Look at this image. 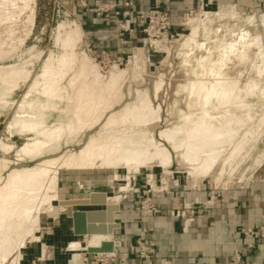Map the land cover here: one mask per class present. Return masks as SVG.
Listing matches in <instances>:
<instances>
[{"label":"rangeland","instance_id":"rangeland-1","mask_svg":"<svg viewBox=\"0 0 264 264\" xmlns=\"http://www.w3.org/2000/svg\"><path fill=\"white\" fill-rule=\"evenodd\" d=\"M168 1H169L168 3L170 4L171 3L170 0H168ZM155 3H157V2L154 1L153 4H155ZM169 4L165 5V9L161 6L160 3L158 4L161 14L150 13V11H152L151 9H153V5L150 6L148 9L143 10V11L149 12L148 13L149 18L147 20H144V22H141V19H140V12L141 11L136 10L135 3L134 4L128 3V5L124 6V4L119 5L118 3H114V2H104V3L99 4L98 6H95L93 8L92 7L83 8L81 6H73V7L69 8V7H66L65 5H63L62 3H60V1H58V0H36V18H35V27L33 30V34L26 41V43L22 46H19L17 48V50L14 51V53L12 52V53L8 54V56H5L4 58L0 59V68H4L5 71H9L12 67H15V66H16V68L21 69L20 73L22 71H24V72H22V74L19 73L15 76L14 75L9 76V78L5 77L6 79L5 78L0 79V92H1V94H0V159L1 160L0 161H4V160L5 161L6 160L7 161L8 160L9 161H15V159L17 160L18 159L17 153L25 143L32 142V140L37 138V137L43 138V136L41 134L37 133V131L34 132L32 130H28L26 127V125L29 122L33 121V119L30 120V118H29L30 115L33 116V114L34 115L36 114L35 116L37 117L36 118L37 121L44 122L45 124L49 125L48 127H50V128H55L56 125L58 126L59 125L58 123H61L60 121L62 120V124L65 125V127L62 124H60V125H62V127L65 129L64 132H67V133H63V135L64 134L65 135L62 136L63 139L60 140L62 146L64 145L66 139L70 140V138H71V139H75V141L77 139H78L77 141L82 139L81 137L83 136V133L75 131L76 130L75 129V127H76L75 122L76 121L74 118H75V114L77 112L75 110V106H74V102H73L72 98H74L76 90L78 89V86L84 81L88 85H90L98 77L99 83L101 81L102 82L103 81L112 82V81H110L111 79H107V80L104 78L100 79L99 76L97 75L98 72H102L104 74L116 73V76H117V74H119L117 76L119 78L115 77L117 80L116 79L114 80V83L117 84V85H115L117 88L115 87L116 89H114V91L112 90V92H113L112 95H115L114 98H116L115 99L116 102L115 101L114 102L117 103L119 108L125 106V104H127V103L133 104L136 101V99L138 97V91H140L141 88H144V91L147 90V87H148L147 84L148 83L146 82V80L145 81L142 80L140 82L141 76L146 73V71H145L146 67H148L150 69V71L153 74H155L156 76H158V77L161 76L163 78L162 79L161 77H159V78H161V80L157 79L159 81V83L162 82V83L166 84V83H168V80L171 81L173 83V88H172L173 91L171 90V91H167L166 94L164 93L165 100L168 98L167 99L168 103L166 105L167 110H165L166 112L164 111V113L162 115V118H163L162 121L165 124V126H169L170 129L173 130V132H174L173 135L174 136L176 135V138H178L176 140H178V141H181L182 138L186 137L188 135V131L191 132L192 129L194 130L197 127V125H198V128H202V127L207 128L204 126L210 125L209 122H211V125H212V126H209V128L211 127L209 136H211L212 134H215L216 131H218V130L222 133V128L224 127V126H222V124L225 123L226 120H223L221 118L225 119V117H227V116H233L232 118L238 117V119L235 118L237 121L234 119L235 122L233 119L228 117L229 119H231V122L233 121L235 128L230 127V125L233 126V123L231 124L230 120L227 118V120H229V122L227 121L225 123V125L228 124V127L226 126V128H223V131H225L226 129L228 130V132H225L226 138L228 137V139L224 138V140H227V144H226V141L225 142L223 141V143L215 142V144L212 147L210 146V144L208 146L206 145L207 147H209V148H206L207 150L210 149V150H212V153L213 152L219 153V156L221 159L218 158L219 163L217 160V162H216L217 164H215L217 166V167L215 166L216 167L215 170L217 172H215V170H214V173H212L210 176H207L204 179L201 176L193 178L191 176H188V174H186V173H169L168 174L165 172V170L161 166H152V167L141 166L137 170L135 168H133L129 172H128L126 167L120 168V170L119 169H117V170L116 169L76 170V171L75 170H59L58 171V174H59L58 175L59 176V178H58V184H59L58 185V191H59L58 192V198L52 202L53 207H54V211L49 214V217H50L52 223L50 225H42L40 227L41 229L39 230V235L42 238L41 239L42 243L46 244L49 247L51 253L60 251L62 248H66L67 243H70L72 241H79L83 246H86L87 241L84 237H82V238H74L73 237L72 232H71L72 222L70 219L65 217L63 214L68 212V209H70V208L72 209V211L92 209V208H81V207L74 208L75 202H77L78 200L89 199L90 194H93V193L106 194L103 197L104 203L107 207H110L113 209L118 208V207L120 209H123V206H127L128 204H130L132 207H134L136 209L135 211H138L140 213V215L142 216L143 214L141 212V206H142V202L144 200H146V198H147L146 194L149 193V195H152L153 198L156 200L157 196L162 195V194H159L158 191L161 188H163L165 186V184H168L169 180H170L169 190L171 193L174 189H178L182 186L192 185L194 182L207 183L208 185H211V193H213V192L219 193L220 191H224L225 189H229L232 186L242 185L244 182L250 180L252 178L251 176L253 175V173L256 170L258 172V167H259L258 164L262 163L264 161V159H261V158H264V72H263L264 71V53H263L264 47H263V49H262V46L260 47V45L264 46V23H262V22H264V0H209V3H208V0H205L204 4L205 5L207 4L208 6H205V8L203 10L201 9L200 1L197 0V3L191 9L185 11L183 13V15L181 16V19L178 21L174 20V17H172L171 12L166 8L167 6H170ZM164 14L167 15L168 20H163ZM225 14H226V16H225ZM86 16H87V18H84ZM219 16H220V18H219ZM221 16H223V18ZM191 19L192 20L195 19L197 22H195V20L193 22ZM205 19H206V21H205ZM250 19H252V20L250 21ZM210 20L213 21V23H210L209 22ZM64 21H66V22L68 21L69 23L70 22L72 23V25H70L71 23L69 24L67 22L68 23V25H67L68 27L66 26L67 31L75 30V29L82 31V33L80 32V34H81L80 39L77 40L78 43L73 48V50L69 49V48L68 49L65 48L64 45L62 44L63 41L58 40V35H57L58 28H59L58 24L60 25L61 22H62V24H64L65 23ZM193 23H194V25H193ZM205 23H206V28H205V25H203ZM207 24L211 27L207 26ZM69 25H70V27H69ZM191 25H192V27L193 26L194 27L191 28L190 27ZM199 25L201 27L203 26L204 29H206L207 31L206 30L203 31V29H201V27ZM76 26H78L79 28L78 27L76 28ZM72 27H73V29H72ZM198 28H200L199 32H196V31H198ZM193 30H195V31H193ZM201 32H203V33H201ZM204 32L206 34H208V32H211V33H209L210 35L207 36L204 34ZM197 33H199V34H197ZM198 35H200V36H198ZM184 36L185 37L187 36L186 39L184 38ZM189 36H191V38H193L192 40H194V41H191V38ZM243 36H245V37H243ZM202 37H204V38H202ZM242 37H243V39L247 37L248 40L246 39V41H245V39H244V41H243ZM252 37L253 38L258 37V41H259V39H262L263 41L260 40L259 42H257L256 38L253 39ZM195 38H197L200 41H198L197 39L195 40ZM251 39H253V40H251ZM56 40H58V42ZM166 40H168V41H166ZM201 40H202V42H201ZM235 40L237 41V43ZM160 41L162 43H160ZM164 41L166 42V44L168 46H165L166 44L165 45L163 44ZM180 41H182V42H180ZM195 41H197L196 45H195ZM222 41H223V43H222ZM240 41H242V43L244 42V45H246V46H248L250 44V46H248L249 48H247L246 46L244 47V45L241 44ZM177 42L180 43V45H178ZM191 42L193 44H191ZM228 42L230 43L229 46H228ZM233 42H234V44H233ZM238 42H239V44H238ZM245 42H246V44H245ZM201 43H203V44L201 45ZM231 43L233 45H231ZM259 43H261V44H259ZM160 44L162 46H160ZM169 44H171V46ZM181 44L183 46H184V44H186V47L188 46L189 49L190 48L191 49L188 50V47L187 48L185 46L183 47V46H181ZM197 44H198V46H204V47H198ZM254 44L255 45L257 44V46H255ZM163 45L166 48L168 47L167 50L170 47V50L166 51L165 50L166 48ZM222 45L224 46V48ZM234 45H235V47H234ZM251 45L255 46V47L254 46L252 47V48H254V50L252 48L250 49ZM258 45H259V47H258ZM221 46H222V48H221ZM240 46H242V47H240ZM179 47H180V49H179ZM181 48L184 52L181 50ZM185 48H186V50H185ZM192 48L193 49L195 48L193 50L194 54L192 53ZM219 48H221V49H219ZM243 48H245V51ZM257 48L260 51V53H263V54H261V57H260V54L259 55L256 54ZM201 49H202V51H201ZM226 49L229 51L231 49H233V51L231 50V53H233V54H231ZM171 50H173V53ZM180 50H181V52H180ZM196 50L198 52H196ZM242 50H243V52L241 53L240 51H242ZM249 51L252 52V54H250ZM63 52H64V54H63ZM186 52H187V55H186ZM216 52L218 53V55H216L217 54ZM65 53L66 54L74 53V54H76L75 60L78 58V60H76V61L74 60V62L71 64L72 67L68 66V68H66V66H65V70L68 72L67 73L68 77L66 76L65 79L63 78L65 81L62 80L61 85H60V81L53 83L50 81L40 80L38 77H39V74L42 72L44 66L50 65V66H52V68H55V69H61L63 67L62 57L64 55H66ZM77 53L81 54V55L79 56ZM174 53L176 56L174 55ZM182 53H184V54H182ZM207 53H209V56L207 55ZM244 53L247 55H245ZM87 54L89 55V57ZM213 54L216 55V57ZM39 55H41V56H39ZM77 55L79 57H77ZM172 55L174 58H171ZM181 55H183V56L185 55L184 56L185 58H183V56H181ZM256 55L258 58L256 57ZM51 56H52V59H50ZM179 56H181V57H179ZM187 56H189L190 58L189 57L187 58ZM218 56L220 58H218ZM227 57H229V59ZM137 58H138V62H136ZM210 58L214 59V60H211ZM238 58L241 60V62ZM249 58H250V60H248ZM255 58L259 59V60H255ZM166 59H167V61H166ZM197 59H199V60H197ZM202 59H204L205 61ZM253 59L255 60V62H253L254 61ZM57 60H58V62H57ZM171 60H173V61H171ZM178 60H179V62H183L184 65L182 63L183 66H181V63H179ZM210 60L213 62H211ZM215 60H217V62ZM78 61H79V63H78ZM176 61L178 62L177 65H176ZM186 61H188V63ZM209 61H210V64H209ZM218 61H220V62H218ZM228 61H230V63L227 65ZM251 61L254 64H252ZM256 62H257V64L259 63L258 64L259 68H256V66L258 67ZM240 63L241 64L243 63L244 65L243 64L241 65ZM250 63H251V65H249ZM164 64H167V65H164ZM218 65L221 66L222 68L221 67L218 68ZM225 65H226V67H224ZM254 65H256V66L254 67ZM260 65H261V67H260ZM21 66H22V68H21ZM166 66H168L169 68ZM134 68H137V69H135V71H134ZM160 68H161V70H159ZM205 68H206V71H205ZM254 68L257 69L258 71L257 70L254 71ZM20 69H18V70H20ZM168 69L171 71H169ZM186 69H188V71H186L187 74L185 72ZM197 69H199V72ZM211 69L213 72L216 71L215 73H219V75L214 74L211 71ZM225 69H227V70L229 69V70L226 71ZM259 69H261V70H259ZM76 70H77V72H76ZM94 70H96L97 72ZM118 70L121 73L122 72L123 73L121 74L120 72H118ZM122 70H124V71H122ZM220 70H221L222 74L220 73ZM136 71H137V73H135ZM174 71H175V73H173ZM225 71H226V73H223ZM27 72H30V73L27 74ZM124 72H125V74H124ZM156 72L158 74L162 73V75H158ZM189 72H190V74H189ZM228 72H230V73H228ZM241 72L243 75L242 74L238 75V73H241ZM83 73H85V74H83ZM73 74L76 75V78H74V86L72 87L70 85V81L72 79ZM93 74H94V76H93ZM137 74H139V75H137ZM167 74H168V77H167ZM204 74L206 75V77H204L205 76ZM224 74H225L224 77L226 79H228V78H230V79L232 78V80L236 79V80H234V83H233V81H230V79H228L229 83L235 84V81L237 83L238 82H240V83L239 84L236 83V85L232 84V86H230L231 88H228L229 84H227V82H228L227 80L225 81V78L223 77ZM27 75H30V76H27ZM120 75H123V77ZM163 75H164V77H163ZM231 75L234 76V78ZM23 76H26L27 78L23 77ZM136 76L139 77L140 79L139 78L137 79ZM213 76H214V78H212ZM217 76H219V77L216 78ZM221 77H222V79H221ZM12 78H13V80H12ZM22 78L23 79L25 78L24 79L25 82H24V80H19ZM93 78H94V80H93ZM166 79H167V81H166ZM177 79L179 81H177ZM189 79L191 81H192V79L193 80L195 79L194 83L189 82L190 81ZM211 79H213V80H211ZM237 79H239V80H237ZM252 79L255 80L257 85L254 82V80L252 81ZM37 80H39L38 82L40 83V85H39V83H37ZM215 80H218L217 82L221 83L220 84V85H222L221 87H224V88H219V89H224V90L219 91V89H217V88L220 87V85H218V84H214L217 86V88H216V86L214 87L215 89L218 90L217 92L215 89L209 90L208 88L203 87L204 82H206V81L207 82H211V81L216 82ZM223 80L225 82H221ZM241 80H243V81L241 82ZM10 82H11V84H9ZM244 82L246 85H244ZM15 83H17V84H15ZM35 83H37V84H35ZM63 83L65 85H63ZM225 83H226V85L224 86ZM181 84H183V85H181ZM192 84L195 87L194 86L191 87ZM240 84H241V87H239ZM254 84L256 85L255 87H254ZM59 85H60V87H58ZM188 85H189V90L187 89ZM196 85H197V87H196ZM141 86H143V87H141ZM243 86H245V87H243ZM246 86H247V88H246ZM190 87H191V89H190ZM225 87H226V90H225ZM50 88H51V90H50ZM145 88H146V90H145ZM203 88H204V90H203ZM254 88H255V90H254ZM34 89H36L35 92H34ZM241 89H243V91H242L243 94L241 93ZM32 90H33V94L30 95V97L33 96L35 98L32 97L33 100L31 98L30 99L32 101L31 102L29 100V97H27L26 95L29 91H32ZM44 90H47V93H49V92H52V93L45 95ZM185 90H187V91H185ZM54 91L56 94H54ZM192 91L194 92V94H192L193 93ZM199 91H200V93H199ZM36 92H38V94ZM66 92H68V93H66ZM115 93H117V94H115ZM176 93H178V94H176ZM68 94H69V97H68ZM216 94H218L219 97L216 96ZM37 95L39 97L41 96V98L39 99V97H36ZM240 95H242L241 96L242 98H239V99H241L240 101H242V104H240L241 102L238 99V97H240ZM126 96H128L127 102L125 99V98H127ZM176 96H178L177 97L178 99L176 98ZM220 96H222V99H220ZM54 97L56 99H54ZM58 97L60 100L58 99ZM47 98H48V100H47ZM211 98H212V100H211ZM51 99L54 103L51 101ZM198 99L199 100L201 99V100L199 101ZM216 99H217V101L220 100V101H218L220 104H218V102H216ZM54 100L57 102H55ZM177 100H178V102H177ZM183 100H185V102ZM210 100L212 101L211 102L212 104H210V105H213V107H211L209 105ZM69 101L73 102V103H70ZM25 102L28 103L27 107L23 106ZM172 102H174V103H172ZM234 102L236 103L237 106L235 105ZM243 102L245 105L243 104ZM177 103H178V106H177ZM184 103H187V105L185 104L187 107L185 105H183ZM195 103H196V105H195ZM202 103H203V105H201ZM230 104H233V105H231L232 106L231 108H230ZM29 105H31V106H29ZM53 105H54V108H53ZM206 105H209V106H207V109L205 108ZM216 105L220 109H218ZM226 105H227V107L229 105L228 110H227ZM241 105H242V107H241ZM59 106H60V108H59ZM67 106H69V108ZM170 106H173V107H170ZM181 106H183V107H181ZM222 106L225 108H223ZM25 108L26 109L29 108V110L27 109V111H26ZM188 108L192 109V111H190V110L188 111L187 110ZM201 108H203V112H202ZM211 108H212V110L214 109V113L216 111H217V113L214 114L213 111L211 110ZM55 109H58V111ZM171 109H172L173 114L171 113ZM184 109H185V112H184ZM225 109L227 110V112ZM50 110L53 112H51ZM67 110L70 112V114H69V112H67ZM74 111H75V114H74ZM181 111H182V113H181ZM204 111L206 112L205 113L206 115H209V112L211 113V115H210L211 117L210 116L209 117H210V120L212 119L213 122L209 121L208 117H207L208 119H206ZM218 111H220V112L218 113ZM224 111H225V113L221 114V112H224ZM167 112H169L170 116H168ZM201 112L203 115L201 114ZM22 113H24V114H22ZM193 113L194 114L197 113V114L194 115ZM183 114H186V115L188 114L189 116H191V115L192 116L190 118V117H188V115L186 116ZM230 114H232V115H230ZM181 115L183 116L182 118H185V120H183L181 118ZM201 115H202V119L205 118L206 121L207 120L209 121V122H207L208 125H207L205 120H204L205 124L203 122H202L203 124L201 123L202 127H200L198 122L197 123L194 122V121H199L201 118ZM220 115H224V116H220ZM63 116L65 118H63ZM184 116H186L187 118ZM25 117L27 119H24ZM167 117H168V119H167L168 121L165 119ZM170 117L173 118L172 122H171ZM179 117L181 118L182 121L179 120L180 119ZM243 117H245L244 119H246V117H247V121L246 120L242 121L241 119H243ZM248 117H249V119H248ZM42 118H44V119H42ZM188 118H190V120ZM186 119H188V121H186ZM197 119H199V120H197ZM213 119H215V120L217 119V121H215ZM219 119H221V120H219ZM72 120L74 121V123L72 122ZM26 121H27V123H26ZM34 121H36V120H34ZM131 121H132V119L131 120L129 119V120H127V122H129V123H127V125H126V123H124L123 125L118 123L116 126L119 128V130L120 129L124 130L125 126L127 127L129 125L124 130L127 132H129L128 131L129 129H132L131 126L133 127L134 131H135V129H136V131H138L137 127H139V129L142 130L141 125L136 126L135 123H133V125H132ZM169 121H170V123H169ZM184 121H185V123H184ZM191 121L193 124L191 123ZM220 121L221 122L225 121V122L221 123ZM18 122H20V123H18ZM68 122H69V124H72L71 126H73V127L75 125L74 129H73V127L71 129L72 131L71 130L68 131V129H67V126L69 125ZM70 122H72V123H70ZM217 122H220V123H217ZM22 123H23V125H22ZM25 123H26V125H25ZM186 123H188V124H186ZM213 123L216 126L218 124H220V125L215 128V127H213ZM52 124H54L55 126ZM171 125H173V127H171ZM178 125H180L181 128H179ZM185 125H187V126L189 125V126L186 128ZM116 126L113 128H110V131H111V129L117 130ZM190 126H192L193 128ZM20 127H21V129H20ZM24 128H26V129H24ZM182 128L183 129L185 128V129L182 130ZM212 128H214L216 131ZM230 128L232 131L230 130ZM133 129H132V131H133ZM143 129H145L144 126H143ZM235 129H237V130H235ZM212 130H213V132L214 131L215 132L213 133ZM70 131H71L72 135L70 134ZM180 132H184L185 134L186 133L187 134L185 135L184 133H180ZM76 133H78V134H76ZM99 133H100V131H99ZM229 133H230V136H228ZM182 134H184V135H182ZM178 135H181V136H178ZM223 135L225 137V134H223ZM72 136H74V137H72ZM75 136H77V137H75ZM180 137H182V138L180 139ZM184 139H186V138H184ZM232 140H234V141L232 142ZM237 142H240V143L237 144ZM235 143L237 145H235ZM3 145L7 146V147H4ZM8 146H10L11 148H9L7 150L6 148H8ZM220 146L223 148H220ZM233 146H235L234 148H236V151L239 150L238 153L236 152L234 154L235 151L232 150V149H234ZM238 146H239V148H238ZM224 150H226V151H224ZM222 152L223 153L225 152V153L222 154ZM231 154H233V156H235L232 158V160L229 157V156H231ZM222 158H225V159H222ZM226 167L228 168V170H225ZM253 169H255V171ZM220 170H222V171H220ZM251 171H252V174H250ZM218 173L220 174L219 178H221L222 180L220 179L218 181V179H219L217 177ZM224 173L226 176H223ZM232 173H233V175H231ZM247 174H250L249 178L246 177ZM230 175H231V177H230ZM127 177H129V180ZM190 177H191V179H190ZM244 177L247 179H244ZM126 180H127V182H126ZM126 185H127V192L125 194V197L123 199H121L118 206H111L108 199L114 197L117 193H119L120 189L122 187H126ZM101 198L102 197L100 195L97 196L98 201H100ZM184 203H190V202L186 201ZM184 203H183V205H184ZM64 208H66V211L65 210L62 211ZM120 212L118 213V212L114 211V220L117 223H119L118 218L120 216ZM182 223H183V221H182ZM114 238H115V235H114ZM87 240H88V237H87ZM52 244H54V245H52ZM26 245L27 246L22 249V252L24 249H28L29 247H32V246L37 247L39 251H41L43 248L41 243H32V244H26ZM71 258H72L71 252L65 254L64 259L66 261H70ZM57 259L60 260L61 258H56V260ZM34 262H35L34 259H31L30 261L26 262L25 264H34Z\"/></svg>","mask_w":264,"mask_h":264},{"label":"bare ground","instance_id":"bare-ground-1","mask_svg":"<svg viewBox=\"0 0 264 264\" xmlns=\"http://www.w3.org/2000/svg\"><path fill=\"white\" fill-rule=\"evenodd\" d=\"M205 14V13H204ZM226 16V14H225ZM224 16V17H225ZM195 17V16H194ZM223 18V16H221ZM35 18H36V0H0V59L4 58L5 56H8V54L10 53H14V51L17 50V48L19 46H22L26 43V41L30 38V36L33 34V30L35 27ZM220 18V16H219ZM221 18V19H222ZM209 19V18H208ZM207 19V20H208ZM192 20V19H191ZM195 20V19H194ZM194 20H192L194 22ZM198 20V19H197ZM213 20V19H212ZM252 19H250L251 21ZM206 21V19H205ZM215 21V20H214ZM221 21V20H220ZM65 23L62 24V22L60 23V25L58 24L59 28H58V40L63 41V45L65 48H69L72 49L76 46V44L78 43L77 40L80 39V32L82 33V31L75 29V30H70L67 31L66 30V26L68 25V23L66 21H64ZM195 22H197L195 20ZM208 22V21H207ZM206 22V23H207ZM210 23H213V21H209ZM71 23V22H70ZM69 23V24H70ZM191 23V22H190ZM189 23V24H190ZM204 23V22H203ZM206 23L203 24L205 25L206 28ZM264 23V22H262ZM188 24V25H189ZM72 25V23L70 24ZM69 25V27H70ZM194 25V23H193ZM196 25V24H195ZM198 25V24H197ZM200 26V25H199ZM207 26H209L207 24ZM68 27V26H67ZM78 26H76L77 28ZM191 28L192 25L190 26ZM198 27V26H197ZM201 27V26H200ZM203 27V26H202ZM201 29H204V27ZM211 27V26H209ZM79 28V27H78ZM68 29V28H67ZM73 29V27H72ZM81 29V28H80ZM198 31L196 32H199ZM209 29V28H208ZM195 31V30H193ZM201 31V30H200ZM207 31V30H206ZM205 31V32H206ZM195 32V33H196ZM204 32L205 35L209 36L211 32H208V34H206ZM203 33V32H201ZM199 34V33H197ZM245 34V33H244ZM194 35V34H193ZM204 35V36H205ZM197 36V35H196ZM200 36V35H198ZM203 36V35H202ZM246 36V35H245ZM243 36V37H245ZM250 36V35H249ZM187 37V36H186ZM186 37L184 36V38L186 39ZM191 38V36H189ZM241 37V36H240ZM239 37V38H240ZM242 37V39H243ZM260 37V36H259ZM204 38V37H202ZM201 38V39H202ZM207 38V37H206ZM251 38V37H250ZM253 38V37H252ZM257 42H259L262 39H259L258 41V37H255ZM253 38V39H255ZM57 39V38H56ZM193 38H191V41ZM197 38H195L196 40ZM245 41L247 39L244 38ZM243 39V41H244ZM251 39V40H253ZM58 40H56L58 42ZM164 40V39H163ZM181 40V39H180ZM198 40V39H197ZM205 40V39H204ZM207 40V39H206ZM248 40V39H247ZM168 41V40H166ZM179 41V40H178ZM190 41V40H189ZM200 41V40H198ZM208 41V40H207ZM234 41V40H233ZM236 41V40H235ZM239 41V40H238ZM263 41V40H262ZM182 42V41H180ZM184 42V41H183ZM202 42V40H201ZM231 42V41H230ZM241 44L244 45V42L242 43V41H240ZM251 42V41H250ZM159 43V42H158ZM160 43H162L160 41ZM178 43V42H177ZM188 43V42H187ZM197 41H195V45H196ZM205 43V42H204ZM223 43V41H222ZM237 43V41H236ZM249 43V42H248ZM252 43V42H251ZM57 44V43H56ZM80 44V43H79ZM157 44V43H156ZM163 44L165 45L166 42L164 41ZM191 44H193L191 42ZM199 44V43H198ZM197 44V46H198ZM203 43H201L202 45ZM208 44V43H207ZM206 44V45H207ZM229 42H228V46H229ZM234 44V42H233ZM231 43V45H233ZM239 44V42H238ZM246 44V42H245ZM261 44V43H259ZM159 45V44H158ZM157 45V46H158ZM163 45V46H164ZM171 46V44H169ZM174 45V44H173ZM178 45H180V43H178ZM190 45V44H189ZM205 45V44H204ZM255 45V44H254ZM251 45L250 49L254 46ZM79 46V45H78ZM160 46H162L160 44ZM165 46H168L167 44ZM164 46V47H165ZM177 46V45H176ZM181 46H183L181 44ZM180 46V47H181ZM184 46L186 47V44H184ZM183 46V47H184ZM196 46V47H197ZM223 46V45H222ZM221 46V48H222ZM226 46V45H225ZM246 45H244L245 47ZM250 46V44L248 45ZM248 46H246L247 48H249ZM257 46V44L255 45ZM254 46V47H255ZM262 46L263 49V45H260V47ZM179 47V49H180ZM188 47V46H187ZM186 47V48H187ZM194 47V46H193ZM198 47H204V46H198ZM208 47V46H207ZM220 47V46H219ZM235 47V45H234ZM233 47V48H234ZM238 47V46H237ZM242 47V46H240ZM239 47V48H240ZM259 47V45H258ZM63 48V47H62ZM166 48V47H165ZM164 48V49H165ZM168 48V47H167ZM167 48L165 49L166 51ZM177 48V47H176ZM185 48V50H186ZM219 48V49H221ZM224 48V46H223ZM231 48V47H230ZM64 49V48H63ZM158 49V48H157ZM160 49V48H159ZM174 49V48H173ZM178 49V48H177ZM191 49V48H190ZM188 47V50H190ZM195 49V48H194ZM192 48V53L193 50ZM209 49V48H208ZM229 49V48H228ZM245 51V48H243ZM249 49V50H250ZM254 50V48H252ZM71 50V51H72ZM175 50V49H174ZM182 50V48H181ZM180 50V52H181ZM207 50V49H206ZM211 50V49H210ZM225 50V49H224ZM223 50V51H224ZM227 50V49H226ZM233 51V49H231ZM231 50H227L231 53ZM238 50V49H237ZM247 50V49H246ZM257 53L256 54H261L260 51L258 50V48L256 49ZM173 53V50H171ZM176 51V50H175ZM183 51V50H182ZM202 51V49H201ZM200 51V52H201ZM221 51V50H220ZM251 51V50H250ZM249 51V52H250ZM262 51V50H261ZM78 52V51H77ZM85 52V51H84ZM178 52V51H177ZM184 52V51H183ZM189 52V51H188ZM195 52V51H194ZM196 52H198L196 50ZM209 52V51H208ZM219 52V51H218ZM236 52V51H235ZM241 53L243 52L240 51ZM247 52V51H246ZM256 52V51H255ZM62 53V52H61ZM79 53V52H78ZM77 53V54H78ZM87 53V52H86ZM171 53V54H172ZM217 53V52H216ZM220 53V52H219ZM223 53V52H222ZM239 53V52H238ZM64 54V52H63ZM62 54V55H63ZM66 54V53H65ZM84 54V53H83ZM184 54V53H182ZM194 54V53H193ZM227 54V53H226ZM225 54V55H226ZM233 54V53H231ZM245 54V53H244ZM250 54H252V52H250ZM79 56L81 54H78ZM77 55V57H79ZM85 55V54H84ZM88 55V54H87ZM175 55V53H174ZM187 55V52H186ZM207 55L209 56V53H207ZM214 55V54H213ZM218 55V53L216 54ZM216 55H214L216 57ZM240 55V54H239ZM247 55V54H245ZM244 55V56H245ZM41 56V55H39ZM138 56V55H137ZM176 56V55H175ZM183 56V55H181ZM179 56V57H181ZM185 56V55H184ZM183 56V58H185ZM222 56V55H221ZM228 56V55H227ZM249 56V55H248ZM247 56V57H248ZM255 56V55H254ZM49 57V56H48ZM57 57V56H56ZM76 57V54L74 53H70V54H66L62 57V63H63V67L61 69H55L52 68V66L50 65H46L44 66L42 72L39 74V79L43 80V81H50V82H57L60 81V85H61V81L65 79V77L68 75L67 71L65 70V66L66 68L72 67L71 64L74 62ZM89 57V55H88ZM169 57V56H168ZM167 57V58H168ZM189 56H187L188 58ZM195 57V56H194ZM206 57V56H205ZM234 57V56H233ZM246 57V56H245ZM244 57V58H245ZM257 57V55H256ZM60 58V57H59ZM58 58V59H59ZM170 58V57H169ZM171 58H174L173 55ZM190 58V57H189ZM193 58V57H192ZM191 58V59H192ZM198 58V57H197ZM202 58V57H201ZM213 58V57H212ZM218 58H220L218 56ZM229 59V57H227ZM232 58V57H231ZM254 58V57H253ZM258 58V57H257ZM8 59V58H7ZM6 59V60H7ZM48 59V58H47ZM52 59V56L51 58ZM194 59V58H193ZM200 59V58H199ZM197 59V60H199ZM211 59V58H210ZM227 59V60H228ZM239 59V58H238ZM78 60V58L76 59ZM75 60V61H76ZM175 60V59H174ZM182 60V59H181ZM187 60V59H186ZM189 60V59H188ZM204 60V59H202ZM208 60V59H207ZM214 60V59H211ZM210 60V61H211ZM218 60V59H217ZM217 60H215L217 62ZM225 60V59H224ZM240 60V59H239ZM244 60V59H243ZM250 60V58L248 59ZM254 60V59H253ZM252 60V61H253ZM255 60H259L256 59ZM255 60L253 62H255ZM261 60V59H260ZM53 61V60H52ZM167 61V59H166ZM173 61V60H171ZM170 61V62H171ZM190 61V60H189ZM205 61V60H204ZM209 61V64H210ZM251 61V62H252ZM58 62V60H57ZM85 62V61H84ZM138 62V58L137 61ZM148 62V61H147ZM179 62V60H178ZM176 61V65L178 63ZM188 63V61H186ZM198 62V61H197ZM201 62V61H200ZM208 62V61H207ZM213 62V61H211ZM220 62V61H218ZM222 62V61H221ZM241 62V60H240ZM252 62V64H254ZM50 63V62H49ZM79 63V61H78ZM163 63V62H162ZM167 63V62H166ZM181 63V66L184 65L183 62H179ZM183 63V65H182ZM202 63V62H201ZM215 63V62H214ZM225 63V62H224ZM230 63V61L227 62V65ZM245 63V62H244ZM53 64V63H52ZM174 64V63H173ZM172 64V65H173ZM223 64V63H222ZM226 64V63H225ZM241 64V63H240ZM243 64V63H242ZM241 64V65H242ZM257 64V62H256ZM259 64V63H258ZM257 64V65H258ZM95 65V64H94ZM167 65V64H164ZM199 65V64H198ZM201 65V64H200ZM215 65V64H214ZM244 65V64H243ZM251 65V63L249 64ZM15 66V65H14ZM87 66V65H86ZM92 66V65H91ZM136 66V65H135ZM148 66V65H147ZM163 66V65H162ZM186 66V65H185ZM189 66V65H188ZM192 66V65H191ZM203 66V65H202ZM211 66V65H210ZM256 65H254L255 67ZM80 67V66H79ZM168 67V66H166ZM172 67V66H171ZM200 67V66H199ZM209 67V66H208ZM207 67V68H208ZM212 67V66H211ZM210 67V68H211ZM214 67V66H213ZM221 67L218 65V68ZM226 67V65L224 66ZM261 67V65H260ZM7 68V67H6ZM22 68V66H21ZM76 68V67H75ZM117 68V67H116ZM138 68V67H137ZM134 68V71L135 69ZM162 68V67H161ZM161 68L159 70H161ZM169 68V67H168ZM177 68V67H176ZM222 68V67H221ZM234 68V67H233ZM256 68H259L256 66ZM20 68H16L12 67L9 71H5L4 68H0V79H4L5 77L9 78V76H15L17 74L20 73L21 69L18 70ZM94 69V68H93ZM98 69V68H97ZM114 69V68H113ZM178 69V68H177ZM192 69V68H191ZM253 69V68H252ZM74 70V69H73ZM169 70V69H168ZM180 70V69H179ZM196 70V69H195ZM199 72V69H197ZM215 70V69H214ZM222 70V69H221ZM220 70V73H221ZM226 71H228L227 69H225ZM233 70V69H232ZM257 70L254 68V71ZM261 70V69H259ZM26 71V70H25ZM80 71V70H79ZM86 71V70H85ZM96 71V70H94ZM93 71V72H94ZM124 71V70H122ZM126 71V70H125ZM146 73L144 75H140L141 79L139 77H137V79H140V82L142 80H146V82L148 83V87L147 90L145 88L146 91H144V88H141L140 91H138V97L136 99V101L133 104L127 103L125 104V106L119 108V106L117 105V103H115V95H112L114 91V89H116L117 87L115 85H117L116 83H114V80L116 79L115 77H117L119 74L116 73H109V74H104L102 72H98V76L100 79L104 78V79H111L110 81L112 82H106V81H101L100 83L98 82L99 79L98 77L94 80V82L90 85H88L85 81L82 82L79 86L78 89L76 90L75 96L73 99L74 102V106H75V110H76V114H75V131L76 132H82L83 136L81 137L82 139H80L79 141H75V139H66L64 145H61L60 140H62V136L63 133H67L64 132V128L62 127V120L60 121L61 123H58L59 125L55 128H50L48 127L49 125L45 124L44 122L41 121H37V117L33 114L30 115V120L33 119V121L29 122L27 125V121L25 123L26 127L28 130H32L34 132L37 131V133L41 134L43 136V138H35L33 139L32 137V142H27L25 143L20 150L18 151V159L15 161H0V264H21V261L24 259V256H22L21 254V249L23 247L26 246V244L29 243H34L37 241H40L41 236L39 235V230L41 229L40 227L42 225H50L52 223L49 214L51 212L54 211V207L52 202L55 201L58 198V178H59V174L58 171L59 170H105V169H119L126 167L128 172L135 168L136 170L138 168H140L141 166H146V167H152V166H161L166 173H186L188 174V176H191L193 178H196L198 176H201L203 179L206 178L207 176H210L212 173H214V170L216 169V165L217 164V160L218 158H220L219 153L213 152L212 150H207L206 148L209 144L212 147L215 142H219V143H223V141H226L227 144V140H224V138H226V133L228 132V130L223 131V128H226V126L228 127V124L225 125V123L230 120V123L232 124L233 121L231 122V119H235L232 118L233 116H227L224 118H221L223 120H226L221 122L223 123L222 126H224L222 128V133L219 131H216L214 128L216 133L215 134H210L211 136H209L210 133V128L209 126L211 125L212 119L210 120V115H211V111L209 112V115H206L205 111V117L206 119H208L206 121L205 118L202 119V112H203V108L202 112H201V118L199 121H194V122H198V124L201 126V123L204 122V120L207 122H209L210 125L208 126H204L207 128H198L197 127L191 132L188 131V135L184 138L180 137L181 141H178L176 139V135L174 136V132L173 130L170 129L169 126H165V124L162 121V115L164 113L165 110H167L166 105L168 103V98L165 100L164 97V93L166 94L167 91H171L173 88V83L171 81L168 80V83L164 84V83H159V81L157 79H160L158 76H156L155 74H153L150 69L148 67H146ZM171 71V70H169ZM178 71V70H177ZM176 71V72H177ZM188 71V69L185 70V72ZM206 71V68H205ZM212 71V69H211ZM210 71V72H211ZM224 71V70H223ZM223 72V73H226ZM253 71V72H254ZM258 71V70H257ZM24 72V71H22ZM22 72L20 74H22ZM77 72V70H76ZM97 72V71H96ZM115 72V71H114ZM118 72H120L118 70ZM158 72V71H157ZM156 72V73H157ZM195 72V71H194ZM213 72V71H212ZM216 71H214V74H218L219 73H215ZM264 72V71H263ZM30 72H27V74ZM95 73V72H94ZM121 73V72H120ZM123 73V72H122ZM121 73V74H122ZM137 73V71L135 72ZM139 73V72H138ZM164 73V72H163ZM175 73V71L173 72ZM196 73V72H195ZM194 73V74H195ZM203 73V72H202ZM230 73V72H228ZM259 73V72H258ZM25 74V73H24ZM85 74V73H83ZM88 74V73H87ZM125 74V72H124ZM158 74V73H157ZM187 74V72H186ZM190 74V72H189ZM200 74V73H199ZM222 74V73H221ZM242 74L238 73V75ZM70 75V74H69ZM139 75V74H137ZM158 75H162V73L158 74ZM181 75V74H180ZM183 75V74H182ZM205 75V74H204ZM203 75V76H204ZM243 75V74H242ZM256 75V74H255ZM258 75V74H257ZM30 76V75H27ZM94 76V74H93ZM123 77V75H120ZM166 76V75H165ZM172 76V75H171ZM187 76V75H186ZM211 76V75H210ZM215 76V75H214ZM214 76L212 78H214ZM225 76V74L223 75V77ZM229 76V75H228ZM232 76V75H231ZM259 76V75H258ZM26 77V76H23ZM37 77V76H36ZM68 77V76H67ZM153 77V78H152ZM164 77V75H163ZM168 77V74H167ZM206 77V75L204 76ZM219 76H217L216 78H218ZM234 78V76H232ZM241 77V76H240ZM239 77V78H240ZM17 78V77H16ZM27 78V77H26ZM64 78V79H63ZM74 78H76V75L73 74L72 79L70 81V85L73 87L74 86ZM92 78V77H91ZM119 78V77H117ZM178 78V77H177ZM202 78V77H201ZM225 78V77H224ZM237 78V77H236ZM242 78V77H241ZM245 78V77H244ZM257 78V77H256ZM6 79V78H5ZM11 79V78H10ZM25 79V78H24ZM19 79V80H24ZM163 79V78H162ZM169 79V78H168ZM179 79V78H178ZM177 79V81H179ZM181 79V78H180ZM186 79V78H185ZM198 79V78H197ZM206 79V78H205ZM204 79V80H205ZM222 79V77H221ZM220 79V80H221ZM230 79V78H228ZM225 78V81L227 80V84H229L228 88H231L230 86H232V84L234 83V80L232 78L230 79V81H233V83H229V80ZM13 80V78H12ZM27 80V79H26ZM29 80V79H28ZM117 80V79H116ZM173 80V79H172ZM182 80V79H181ZM184 80V79H183ZM188 80V79H187ZM190 80V79H189ZM213 80V79H211ZM239 80V79H237ZM254 79H252L253 81ZM5 81V80H4ZM16 81V80H15ZM39 80H37V83ZM65 81V80H64ZM67 81V80H66ZM120 81V80H119ZM167 81V79H166ZM195 79L192 81L190 80L189 82H193L194 83ZM202 81V80H201ZM216 82H204V88H208L209 90L211 89H215L214 87L216 85L214 84H218L220 85L221 83H218V80H215ZM224 80L221 82H225ZM243 80H241L242 82ZM250 81V80H249ZM12 82V81H11ZM11 82L9 84H11ZM18 82V81H17ZM25 82V80H24ZM42 82V81H41ZM158 82V83H157ZM165 82V81H164ZM255 82V80H254ZM19 83V82H18ZM35 83V84H37ZM44 83V82H43ZM66 83V82H65ZM119 83V82H118ZM185 83V82H184ZM236 81L235 84L236 85ZM240 82H238L237 84H239ZM252 83V82H251ZM256 83V82H255ZM17 84V83H15ZM14 84V85H15ZM223 84V83H222ZM231 84V85H230ZM242 84V83H241ZM241 84L239 87H241ZM40 85V83H39ZM60 85L58 87H60ZM63 85H65L63 83ZM183 85V84H181ZM190 85V84H189ZM189 85H188V90H189ZM202 85V84H201ZM226 85V83L224 84V86ZM243 85V84H242ZM244 85L245 82H244ZM257 85V83H256ZM254 84V87L256 86ZM16 86V85H15ZM54 86V85H53ZM67 86V85H66ZM121 86V85H120ZM194 86L193 84L191 85V87ZM222 85H220V87L216 88H224L221 87ZM238 86V85H237ZM41 87V86H40ZM39 87V88H40ZM116 87V88H115ZM143 87V86H141ZM181 87V86H180ZM190 87V89H191ZM195 87V86H194ZM197 87V85H196ZM227 87V86H226ZM225 87V90H226ZM245 87V86H243ZM121 88V87H120ZM201 88V87H200ZM203 88V90H204ZM237 88V87H236ZM247 88V86H246ZM37 89V88H36ZM34 89V92L35 90ZM59 89V88H58ZM62 89V88H61ZM217 89L216 92L218 91ZM41 90V89H40ZM49 90V89H48ZM51 90V88H50ZM60 90V89H59ZM65 90V89H64ZM119 90V89H118ZM117 90V91H118ZM177 90V89H176ZM179 90V89H178ZM193 90V89H192ZM196 90V89H195ZM224 90V89H219V91ZM255 90V88H254ZM57 91V90H56ZM63 91V90H62ZM73 91V90H72ZM116 91V92H117ZM173 91V90H172ZM187 91V90H185ZM243 89H241V93H242ZM39 92V91H38ZM38 92H36L38 94ZM179 92V91H178ZM191 92V91H190ZM193 92V91H192ZM214 92V91H213ZM245 92V91H244ZM52 92L47 93V90H44V94H50ZM62 93V92H61ZM65 93V92H64ZM68 93V92H66ZM74 93V92H73ZM200 93V91H199ZM240 93V94H241ZM1 94V92H0ZM33 94V90L29 91L27 93V97H29V100L33 97H30V95ZM54 94L55 91H54ZM59 94V93H58ZM70 94V93H69ZM68 94V97H69ZM117 94V93H115ZM178 94V93H176ZM186 94V93H185ZM191 94V93H190ZM194 94V92L192 93ZM232 94V93H231ZM230 94V95H231ZM243 94V93H242ZM62 95V94H61ZM72 95V94H71ZM171 95V94H170ZM180 95V94H179ZM187 95V94H186ZM199 95V94H198ZM220 95V94H219ZM51 96V95H50ZM119 96V95H118ZM185 96V95H184ZM201 96V95H200ZM199 96V97H200ZM204 96V95H203ZM216 96H218V94H216ZM242 95H240L239 98ZM36 97H39L38 95ZM62 97V96H61ZM117 97V96H116ZM126 102L128 101V96H126ZM173 97V96H172ZM178 96H176L177 98ZM219 97V96H218ZM35 98V97H33ZM32 98V100H33ZM41 98V96L39 97V99ZM192 98V97H191ZM203 98V97H202ZM210 98V97H209ZM237 98V97H236ZM26 99V98H25ZM37 99V98H36ZM45 99V98H44ZM53 99V98H52ZM51 99V101H52ZM54 99H56L54 97ZM59 99V97H58ZM70 99V98H69ZM178 99V98H177ZM214 99V98H213ZM218 99V98H217ZM216 102L220 101L218 100ZM220 99H222V96H220ZM28 100V101H29ZM42 100V99H41ZM48 100V98H47ZM60 100V99H59ZM199 100V99H198ZM197 100V101H198ZM201 100V99H200ZM199 100V101H200ZM206 100V99H205ZM209 100V99H208ZM212 100V98H211ZM210 100V104H212ZM236 100V99H235ZM241 99H239L240 101ZM243 100V99H242ZM27 101V102H28ZM31 101V100H30ZM35 101V100H34ZM37 101V100H36ZM55 101V100H54ZM115 101V102H114ZM185 102V100H183ZM228 101V100H227ZM25 102L23 106L27 107L28 103ZM32 102V101H31ZM53 102V101H52ZM57 102V101H55ZM70 102V101H69ZM70 102V103H73ZM178 102V100H177ZM215 102V101H214ZM215 102V103H216ZM229 102V101H228ZM242 104V101H240ZM27 103V104H26ZM51 103V102H50ZM54 103V102H53ZM59 103V102H58ZM57 103V104H58ZM62 103V102H61ZM69 103V104H70ZM174 103V102H172ZM199 103V102H198ZM208 103V102H207ZM214 103V104H215ZM223 103V102H222ZM227 103V102H226ZM225 103V104H226ZM235 103V102H234ZM26 104V105H25ZM187 105V103H184L183 105ZM205 104V103H204ZM218 104H220L218 102ZM217 104V105H218ZM238 104V103H237ZM244 104V102H243ZM34 105V104H33ZM60 105V104H59ZM67 105V104H66ZM185 105V106H186ZM194 105V104H193ZM196 105V103H195ZM203 105V103L201 104ZM206 105V109L207 106ZM216 105V106H217ZM223 105V104H222ZM230 104V108L232 107ZM236 105V103H235ZM234 105V106H235ZM239 105V104H238ZM245 105V104H244ZM31 106V105H29ZM61 106V105H60ZM59 106V108H60ZM176 106V105H175ZM178 106V103H177ZM211 107H213V105H210ZM220 106V105H219ZM237 106V105H236ZM235 106V107H236ZM41 107V106H40ZM51 107V106H50ZM69 108V106H67ZM173 107V106H170ZM183 107V106H181ZM187 107V106H186ZM189 107V106H188ZM200 107V106H199ZM223 107V106H222ZM227 107V105H226ZM229 107V105H228ZM227 107V110L229 109ZM242 107V105H241ZM244 107V106H243ZM24 108V107H23ZM31 108V107H30ZM34 108V107H33ZM37 108V107H36ZM54 108V105H53ZM52 108V109H53ZM58 108V107H57ZM196 108V107H195ZM218 108V106H217ZM225 108V107H223ZM21 109V108H20ZM29 110V108H27ZM27 109L25 108V110L27 111ZM44 109V108H43ZM205 109V110H206ZM220 109V108H218ZM54 110V109H53ZM58 111V109H55ZM174 110V109H173ZM188 111H192V109H187ZM212 110V108H211ZM226 110V109H225ZM226 110V112H227ZM51 111V110H50ZM64 111V110H63ZM62 111V112H63ZM170 111V110H169ZM200 111V110H199ZM207 111V110H206ZM214 113V109L212 110ZM23 112V111H22ZM53 112V111H51ZM66 112V111H65ZM67 112H69L67 110ZM166 112V111H165ZM185 112V109H184ZM187 112V111H186ZM194 112V111H193ZM220 111H218L219 113ZM229 112V111H228ZM120 113V114H119ZM168 116L169 115V112ZM171 113H172V109H171ZM182 113V111H181ZM188 113V112H187ZM212 113V114H213ZM217 111L214 113L216 114ZM224 114V112H221V114ZM232 113V112H231ZM24 114V113H22ZM29 114V113H28ZM27 114V115H28ZM70 114V112H69ZM73 114V113H72ZM166 114V113H165ZM173 114V113H172ZM191 114V113H190ZM194 114V113H193ZM197 113H195L194 115H196ZM213 114V115H214ZM228 114V113H227ZM167 115V114H166ZM186 115V114H183ZM188 115V114H187ZM186 115V116H187ZM232 115V114H230ZM44 116V115H43ZM180 116V115H179ZM184 116V117H186ZM192 116V115H191ZM191 116L188 115V117L191 118ZM210 116V117H209ZM220 116H224V115H220ZM47 117V116H46ZM69 117V116H68ZM183 116L181 115V118ZM204 117V116H203ZM208 117V118H207ZM231 119H229V118ZM241 117V116H240ZM239 117V118H240ZM63 118H65L63 116ZM62 118V119H63ZM72 118V117H71ZM171 118V117H170ZM169 118V119H170ZM180 118V117H179ZM181 118L179 120H181ZM187 118V117H186ZM190 118H188L190 120ZM199 118V117H198ZM220 118V117H219ZM227 118L229 120H227ZM245 117H243V120L247 121V117L246 119H244ZM22 119V118H21ZM24 119H27L26 117ZM44 119V118H42ZM47 119V118H46ZM60 119V118H59ZM73 119V118H72ZM131 120L132 119V125L133 123L136 124V126L141 125L140 127L142 128V130L138 128V131H134L133 127L131 126V128L133 129H129L127 131H124L127 127L125 126L124 130L120 129L116 126L118 123L120 124H124L129 123L127 122V120ZM166 120L168 119L165 118ZM164 119V120H165ZM173 118H171V122ZM183 120H185V118H182ZM188 119H186V121H188ZM202 119V120H201ZM219 119V120H221ZM249 119V117H248ZM36 120V121H34ZM215 120V119H213ZM236 120V119H235ZM234 120V122H235ZM17 121V120H16ZM58 121V120H57ZM168 121V120H167ZM182 121V120H181ZM217 121V119L215 120ZM237 121V120H236ZM72 122L74 123V121L72 120ZM70 122V123H72ZM180 122V121H179ZM190 122V121H189ZM200 122V123H199ZM213 122V121H212ZM217 122V123H220ZM20 123V122H18ZM17 123V124H18ZM48 123V122H47ZM67 123V122H66ZM170 123V121H169ZM182 123V122H181ZM180 123V124H181ZM185 123V121H184ZM192 123V121H191ZM190 123V124H191ZM202 123V124H203ZM55 124V123H54ZM52 124V125H54ZM62 124V125H60ZM65 124V123H64ZM69 124V122H68ZM119 124V125H120ZM188 124V123H186ZM193 124V123H192ZM14 125V124H13ZM12 125V126H13ZM16 125V124H15ZM21 125V124H20ZM23 125V123H22ZM72 124H69L67 126L68 131L72 129L73 126H71ZM177 125V124H176ZM213 123V127H217L220 124H218L217 126ZM242 125V124H241ZM18 126V125H17ZM55 126V125H54ZM65 127V125H63ZM117 127V130H113L110 128L113 127ZM143 126L145 129H143ZM179 128L180 125H178ZM177 126V127H178ZM182 126V125H181ZM186 128L189 126L185 125ZM184 126V127H185ZM240 126V125H239ZM15 127V126H14ZM53 127V126H52ZM73 127V129H74ZM171 127H173V125H171ZM183 127V126H182ZM192 127V126H190ZM230 127H234V123L233 126L230 125ZM242 127V126H241ZM18 128V127H17ZM23 128V127H22ZM122 128V127H121ZM135 128V127H134ZM193 128V127H192ZM209 128V129H208ZM235 128V127H234ZM21 129V127H20ZM26 129V128H24ZM173 129V128H172ZM185 129V128H184ZM182 128V130H184ZM233 129V128H232ZM239 129V128H238ZM14 130V129H13ZM106 130V131H105ZM181 130V129H180ZM187 130V129H186ZM190 130V129H189ZM231 130V128H230ZM237 130V129H235ZM15 131V130H14ZM23 131V130H22ZM26 131V130H25ZM67 131V130H66ZM72 131V130H71ZM70 131V134H71ZM100 131V133H99ZM214 131V132H215ZM232 131V130H231ZM239 131V130H238ZM127 132V133H126ZM186 132V131H185ZM213 132V130H212ZM213 132V133H214ZM224 132V133H223ZM29 133V132H28ZM73 133V132H72ZM75 133V132H74ZM99 133V134H98ZM178 133V132H177ZM180 133H184V132H180ZM78 134V133H76ZM185 134V133H184ZM182 134V135H184ZM187 134V133H186ZM185 134V135H186ZM225 134V137L224 135ZM72 135V134H71ZM75 135V134H74ZM238 135V134H237ZM67 136V135H66ZM80 136V135H79ZM181 136V135H178ZM230 136V133L229 135ZM36 137V136H35ZM68 137V136H67ZM74 137V136H72ZM77 137V136H75ZM237 137V136H236ZM235 137V138H236ZM30 138V139H31ZM179 139V140H180ZM228 139V137L226 138ZM243 140V139H242ZM64 141V140H63ZM75 141V142H74ZM234 140H232L233 142ZM240 142H237V144ZM63 144V143H62ZM235 143V145H237ZM242 144V143H241ZM207 145V146H206ZM230 145V144H229ZM228 145V146H229ZM4 146V145H3ZM223 146V145H222ZM231 146V145H230ZM7 147V146H4ZM3 147V148H4ZM224 147V146H223ZM220 146V148H223ZM235 146H233L234 148ZM11 148L10 146H8V148H6L7 150ZM219 148V147H218ZM239 148V146H238ZM242 148V147H241ZM225 149V148H224ZM234 150V154L238 151H236V148L232 149ZM6 151V150H5ZM220 151V150H219ZM226 151V150H224ZM233 152V151H232ZM225 153V152H224ZM222 152V154H224ZM227 153V152H226ZM231 153V152H230ZM219 156V157H218ZM229 156V155H228ZM232 160L233 154H231V156H229ZM221 159V158H220ZM225 159V158H222ZM264 159V158H261ZM1 160V159H0ZM3 160V159H2ZM263 161V160H262ZM259 162V161H258ZM219 163V160H218ZM223 164V163H222ZM258 164V163H257ZM261 163H259L258 165H260ZM224 165V164H223ZM222 165V166H223ZM216 166V167H215ZM256 168V167H255ZM222 169V168H221ZM225 170H228V168L226 167ZM255 171V169H253ZM222 171V170H220ZM219 171V172H220ZM253 171V172H254ZM215 172H217L215 170ZM227 172V171H226ZM252 174V171L251 173ZM247 174V178H249V175ZM214 175V174H213ZM220 174L218 173L217 177L219 178ZM233 175V173L231 174ZM230 175V177H231ZM187 176V175H186ZM187 176V177H188ZM223 176H226L225 173ZM190 177V179H191ZM233 177V176H232ZM252 177V176H251ZM129 180V177H127ZM126 178V179H127ZM223 178V177H222ZM244 177V179H247ZM221 178L218 179V181ZM222 180V179H221ZM127 182V180H126ZM169 182V181H168ZM128 185V184H127ZM127 185L126 187H122L119 191V193H117L114 197L109 198L108 201L110 202L111 206H118L121 199H123L125 197V194L127 192ZM109 204V203H108ZM67 208V207H66ZM66 208H64L62 211H66ZM105 222V221H104ZM109 221L106 220L105 224L106 226L109 228L112 225H110L108 223ZM117 225H120L119 227H121V224L115 222ZM118 230V229H116ZM115 230V231H116ZM115 233V232H114ZM88 237V242H89V246H92L90 248H98L101 246V244L103 242H108V241H114L113 238L114 236L111 235L110 233L107 234H91V235H86ZM86 239V238H85ZM87 240V239H86ZM72 245V244H71ZM70 246V245H69ZM79 244H73L70 248L72 249V247H79ZM45 248V246H44ZM88 248V247H87ZM86 248V249H87ZM47 249V248H46ZM45 249V250H46ZM49 249V248H48ZM48 249L46 250L48 252ZM44 250V249H43ZM44 250V252H45ZM47 254V253H44ZM50 254V253H49ZM49 254L47 256H49ZM44 255V258L47 257ZM48 258V257H47ZM79 260V259H76ZM80 263V262H78Z\"/></svg>","mask_w":264,"mask_h":264},{"label":"crops","instance_id":"crops-1","mask_svg":"<svg viewBox=\"0 0 264 264\" xmlns=\"http://www.w3.org/2000/svg\"><path fill=\"white\" fill-rule=\"evenodd\" d=\"M58 1L69 8L73 6L93 8L104 2H114L119 5L124 4V6L128 3H135L137 11L148 9L154 1L159 2L164 9L165 5L169 4L168 0ZM170 2V6L166 8L171 12L174 20L178 21L185 11L197 3V0H170ZM194 183L174 189L168 195L157 196L160 213L154 216H141L130 204L123 206L118 218L121 227L115 231L114 235L115 239L121 241L125 247L123 251L119 250L118 254L121 256L130 244H135L138 238H142L145 242L155 243L154 259L156 261L168 259L175 264H231L235 252L239 251L245 264H264V242L259 243L236 233L241 227L264 225V161L259 165L252 182L247 185L232 186L216 193L214 197H212L211 185L204 182ZM186 201L210 202L208 206L195 207L199 215L196 223L188 229H185L182 220L171 216V212L181 209ZM84 238L87 239L86 236ZM41 239L34 242L42 244L41 251L32 246L22 252L27 245L21 249V254L24 256L21 264L31 259H34V264H87L83 261L82 252L87 251V247H92L89 246L88 240H86V246L79 241H72L67 243L66 248L51 253L49 247L42 243ZM71 244L80 246L71 249ZM250 244L254 245L251 251L248 250ZM43 249H46L45 252ZM69 252L72 253V258L66 261L65 254ZM44 255L48 258H44ZM56 258L62 260H56ZM128 264L141 263L134 255L129 258Z\"/></svg>","mask_w":264,"mask_h":264},{"label":"built area","instance_id":"built-area-1","mask_svg":"<svg viewBox=\"0 0 264 264\" xmlns=\"http://www.w3.org/2000/svg\"><path fill=\"white\" fill-rule=\"evenodd\" d=\"M201 3V9L203 10L205 6V0H199ZM168 2V1H167ZM209 3V0H208ZM159 2L153 4V9L150 11V13L154 14H161L160 8H159ZM148 11H141L140 12V19L141 22H144V20H147L149 18ZM163 20H168L167 15L164 14ZM257 172V171H256ZM255 172V173H256ZM252 175V178L249 181L244 182L242 185H247V183L252 182L254 179V175ZM176 183V182H175ZM169 184H165L163 188H161L158 192L162 195H168L170 194L169 190ZM240 184V183H239ZM178 185V184H177ZM214 195L215 192L212 193ZM147 198L142 202L141 206V212L145 216H154L160 213V207L157 202L153 198L152 195H149V193L146 194ZM210 202L208 203H202V202H190V203H184L183 207L181 209H177L171 212V216L176 219H180L183 221L185 229H188L191 225L196 223V218H198V211L195 209L196 206H208ZM236 233L243 235L244 237L253 239L259 243L264 242V225H257L254 227H241L239 228ZM114 245H115V252L109 253V254H94L90 255L87 253V251H83V261L87 264H128V260L131 256H137L140 260L141 264H175L172 261L168 259H161L159 261H156L154 259V256L156 254V245L153 242H145L142 238H138L136 240L135 244H130L127 251L123 252L120 256L118 254V251H123L124 245L121 241L113 238ZM254 248L253 244L248 245V250L251 251ZM231 264H245L243 256L239 251H236Z\"/></svg>","mask_w":264,"mask_h":264},{"label":"water","instance_id":"water-1","mask_svg":"<svg viewBox=\"0 0 264 264\" xmlns=\"http://www.w3.org/2000/svg\"><path fill=\"white\" fill-rule=\"evenodd\" d=\"M101 196V200H97V196ZM103 193H93L89 195V199L78 200L74 204V208H92L88 210H76L68 209V212L63 214L65 217L71 220L72 228L71 232L74 238H82L91 234H107L114 235L116 229H120V225H117L114 220V211L120 212L121 209H113L107 207L104 203ZM108 220L113 225L107 227L105 222ZM105 221V222H104ZM119 224V223H118ZM115 252L114 241L103 242L98 248H87V253L94 254H109Z\"/></svg>","mask_w":264,"mask_h":264}]
</instances>
